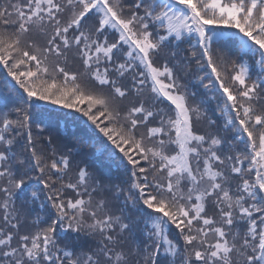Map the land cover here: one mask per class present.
<instances>
[{
    "label": "snow or ice",
    "instance_id": "6c2138e0",
    "mask_svg": "<svg viewBox=\"0 0 264 264\" xmlns=\"http://www.w3.org/2000/svg\"><path fill=\"white\" fill-rule=\"evenodd\" d=\"M0 66V264H264V0H0Z\"/></svg>",
    "mask_w": 264,
    "mask_h": 264
},
{
    "label": "trees",
    "instance_id": "16d2710c",
    "mask_svg": "<svg viewBox=\"0 0 264 264\" xmlns=\"http://www.w3.org/2000/svg\"><path fill=\"white\" fill-rule=\"evenodd\" d=\"M231 31L235 30L232 29ZM184 47H187V45L185 44ZM228 49L231 51L232 57L235 58L237 52L240 51L239 40L237 39L235 43L229 44ZM241 55H243V53H241ZM244 58L249 63H251L253 60L251 53ZM74 66L75 67H73V70L79 67V63L76 62ZM256 70L257 69L255 68L253 69L254 73L256 72ZM206 71L210 73V70L206 69ZM5 74L6 70L2 66H0V79H3ZM197 74L203 75L204 72L194 73L192 76L188 77V81H190V83H188L189 90L199 93H205L207 95L206 107L208 109V114L212 119L218 120L219 113L213 112V109L217 107L218 103H223L222 94L220 93L218 87L211 91L204 90L200 86L199 82L195 79V76ZM204 83H207V80H205ZM0 91L2 93L0 96H10L11 98L17 99L18 102L23 103L22 98L24 97V94L22 92H11L7 87H0ZM213 97H215V99ZM198 98L200 97L198 96ZM40 104L41 110L39 111V113H33L34 136H42L43 138H47L49 135H51L54 139H58L63 143L68 144L69 147H71L82 138H85V134L83 131L84 125L80 120L74 118L72 110L62 109L60 106L51 105L48 102H40ZM36 115L37 118H34ZM41 121H43V124H41ZM218 122L222 121L218 120ZM36 125H40L47 130L43 133H40L36 128ZM88 142L89 144L92 143L91 138H88ZM97 155H99V153H97ZM95 163L96 168L101 167L102 172L98 170V174H102L105 178H110L114 183L119 182L117 179L118 174L115 165H109L107 162L101 160H97L95 161ZM69 194H71V192H69Z\"/></svg>",
    "mask_w": 264,
    "mask_h": 264
},
{
    "label": "rangeland",
    "instance_id": "374dc122",
    "mask_svg": "<svg viewBox=\"0 0 264 264\" xmlns=\"http://www.w3.org/2000/svg\"><path fill=\"white\" fill-rule=\"evenodd\" d=\"M250 54V53H249ZM253 57V56H252ZM256 59H259V56H258V54L255 56V57H253V60H256ZM253 60H252V62H253ZM251 62V63H252ZM73 67H75L74 65H73ZM255 69H257L256 71H258V68H255ZM2 93H1V91H0V95H1ZM13 99H15V98H13ZM42 112V111H41ZM34 118H37V115L34 117ZM76 141H77V139H76ZM97 170H99V171H101V167L100 168H97ZM102 172V171H101Z\"/></svg>",
    "mask_w": 264,
    "mask_h": 264
}]
</instances>
